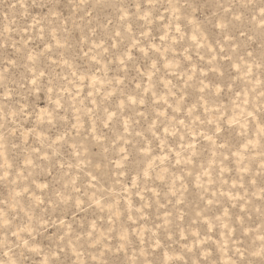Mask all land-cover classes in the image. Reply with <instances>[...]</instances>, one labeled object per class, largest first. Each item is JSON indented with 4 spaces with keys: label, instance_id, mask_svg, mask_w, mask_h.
I'll return each instance as SVG.
<instances>
[{
    "label": "rangeland",
    "instance_id": "rangeland-1",
    "mask_svg": "<svg viewBox=\"0 0 264 264\" xmlns=\"http://www.w3.org/2000/svg\"><path fill=\"white\" fill-rule=\"evenodd\" d=\"M0 264H264V0H0Z\"/></svg>",
    "mask_w": 264,
    "mask_h": 264
}]
</instances>
